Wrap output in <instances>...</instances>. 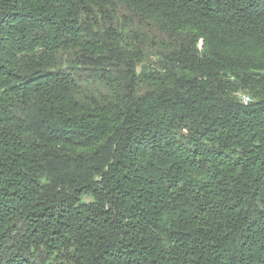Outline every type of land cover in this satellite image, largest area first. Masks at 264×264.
Instances as JSON below:
<instances>
[{
	"label": "trees",
	"instance_id": "16d2710c",
	"mask_svg": "<svg viewBox=\"0 0 264 264\" xmlns=\"http://www.w3.org/2000/svg\"><path fill=\"white\" fill-rule=\"evenodd\" d=\"M0 264H264V0H0Z\"/></svg>",
	"mask_w": 264,
	"mask_h": 264
},
{
	"label": "built area",
	"instance_id": "2783aa9c",
	"mask_svg": "<svg viewBox=\"0 0 264 264\" xmlns=\"http://www.w3.org/2000/svg\"><path fill=\"white\" fill-rule=\"evenodd\" d=\"M243 99H244L245 102H248L250 100V98L247 97V96H244Z\"/></svg>",
	"mask_w": 264,
	"mask_h": 264
}]
</instances>
